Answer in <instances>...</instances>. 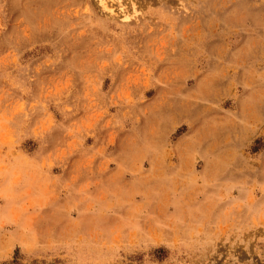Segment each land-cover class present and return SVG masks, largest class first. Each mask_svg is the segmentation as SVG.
I'll return each mask as SVG.
<instances>
[{
    "label": "rangeland",
    "instance_id": "1",
    "mask_svg": "<svg viewBox=\"0 0 264 264\" xmlns=\"http://www.w3.org/2000/svg\"><path fill=\"white\" fill-rule=\"evenodd\" d=\"M0 264H264V0H0Z\"/></svg>",
    "mask_w": 264,
    "mask_h": 264
},
{
    "label": "bare ground",
    "instance_id": "2",
    "mask_svg": "<svg viewBox=\"0 0 264 264\" xmlns=\"http://www.w3.org/2000/svg\"><path fill=\"white\" fill-rule=\"evenodd\" d=\"M103 8H104V9H107L110 13H112L111 10H109V9L106 8L105 6H103ZM122 13H123V12H122ZM122 17H123V20H124V21H126V20L129 19V15H127V14H126V15H123V14H122Z\"/></svg>",
    "mask_w": 264,
    "mask_h": 264
}]
</instances>
